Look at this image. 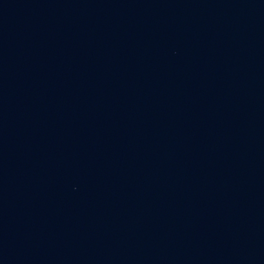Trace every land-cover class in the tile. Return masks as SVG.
I'll return each mask as SVG.
<instances>
[{
    "label": "water",
    "instance_id": "95a60500",
    "mask_svg": "<svg viewBox=\"0 0 264 264\" xmlns=\"http://www.w3.org/2000/svg\"><path fill=\"white\" fill-rule=\"evenodd\" d=\"M0 264H264V0H0Z\"/></svg>",
    "mask_w": 264,
    "mask_h": 264
}]
</instances>
